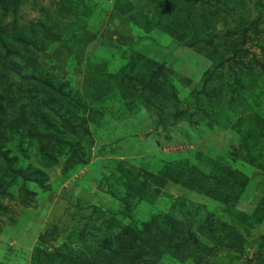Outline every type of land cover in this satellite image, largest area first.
Wrapping results in <instances>:
<instances>
[{
    "label": "rangeland",
    "instance_id": "374dc122",
    "mask_svg": "<svg viewBox=\"0 0 264 264\" xmlns=\"http://www.w3.org/2000/svg\"><path fill=\"white\" fill-rule=\"evenodd\" d=\"M219 2L208 32L216 34L213 46L223 50L225 60L204 83V72L215 63L204 33L192 45L186 42L190 36L181 39L165 30L175 26L177 15L198 20L201 0L181 10L155 6L153 0H0V55L12 45L36 50V69L76 98L69 114L88 127L81 140L84 162L73 164L66 177V156L43 167L34 147L23 156L8 143L17 165L41 168L50 187L29 184L33 195L0 193V264H80L82 257L102 252L101 244L128 246L130 220L140 225L150 217L163 221L164 215L186 220L204 251L193 249L183 261L163 254L153 264H250L264 249V124L255 126L257 117L264 121V0ZM79 43L85 44L77 64ZM145 65L156 75L143 89L135 81ZM87 69L93 72L88 77ZM17 72L0 77V89L11 83L31 89ZM103 73L131 76L136 93L124 98L116 87L104 88L89 101L82 92H95ZM167 159L216 174L235 166L249 177L246 192L235 203H223L167 180L155 193L149 174ZM141 182L147 186L139 194L131 185ZM21 183L18 179L15 187ZM22 195L29 196L24 203ZM211 229L238 239L233 246L215 245L203 234Z\"/></svg>",
    "mask_w": 264,
    "mask_h": 264
},
{
    "label": "trees",
    "instance_id": "16d2710c",
    "mask_svg": "<svg viewBox=\"0 0 264 264\" xmlns=\"http://www.w3.org/2000/svg\"><path fill=\"white\" fill-rule=\"evenodd\" d=\"M153 1L156 3L155 6H172L173 8L178 6L180 7L178 10H181L183 7L191 6L197 0ZM219 1L201 0L204 6L202 5L198 20L189 16L177 15L172 23L175 26L165 25V30L177 38L182 39L186 35L190 36L186 41L187 44H196L198 36L204 33L203 43L205 48L207 47V54L215 62L210 70L204 72V83L213 77L215 70L221 67L225 60L223 50L219 49L217 45L213 46V39L216 34L208 32L211 27L210 23L213 22V18L221 8ZM253 23H256V21H253ZM178 28H182L183 31ZM42 30L46 37L50 34L48 29L44 28ZM246 30L245 28L242 33L243 36H246ZM229 34L233 33L229 32ZM227 37L225 40H228ZM1 40L0 44L3 45L4 43ZM81 44L84 46L85 43H79V46H77V49H79L77 64L81 62L84 54ZM31 45H35L34 48L37 49L35 42H32ZM4 49V54L0 55L1 79L2 77H8L11 72H17L16 68L22 67L17 73L23 81L30 83L32 87L31 89H23L20 87V85L22 86L21 83L16 88H11L13 86L11 83L0 89V193L3 196H10L14 193L21 195V192L33 195L34 191L28 189L29 184H33L42 190L49 189L47 173L32 164L17 165L18 155H11L10 149L7 147L8 143L13 141L15 151L22 153L23 156H27L26 149L28 147H34L36 160L43 167L56 164L60 155L66 156L62 170L63 176L66 177L70 172L69 168L73 164L77 165L84 162L82 155H80L83 150L81 140L88 135V127L85 119L74 122L69 114L71 112L69 108L71 105H75L76 98L53 86L50 76L48 74L42 75L39 67L38 70L36 69L37 59L34 56L36 50L30 49L28 44L22 46V51H19L18 46L15 45L5 46ZM231 49L235 52L234 48ZM26 68H32L30 70L38 75L30 73L31 71L21 75V71ZM96 72L100 73L99 71ZM84 74L88 77L93 72L87 69ZM155 75L156 71H150V68L145 65V68L139 71L138 80L136 79L135 82L140 83L143 89L148 88ZM131 80V76H125L124 79L114 73H103L95 81V92H89L86 89L84 93L82 92V96L92 101L97 97V92L100 90L116 87L119 94L125 98L136 93V88L133 87ZM26 91L32 95H28ZM40 91L42 94L39 96ZM263 122L257 117L255 126L260 127L264 124ZM63 131L71 133L78 140L67 138ZM248 134L242 138V145L245 148L249 147ZM156 170L158 171L156 174H149L156 186L155 193H159V189L165 185L166 181L171 180L182 187L223 203H235L240 200L249 183V177L245 172L229 164L225 165L221 172L216 174L203 171L195 163L167 159L163 160L160 167H156ZM18 179L22 183L19 188H16L15 184ZM5 180H7L6 184L3 183ZM146 186L144 182H141L131 185V188L141 194ZM27 195L21 196L23 203L29 197ZM125 231L129 237L128 241L131 238V241L126 244L128 246H118L112 243L101 244L99 250L102 252L82 257L80 264H153L156 262L155 259H159L163 254L174 255L177 259L183 261L184 258L186 259L192 255L191 250L193 249L197 253L204 251L203 246L188 229L186 220L174 219L169 215H164L163 221H157L151 217L150 219L147 218L140 225L137 224L136 220H130ZM213 231L211 229L203 234L215 245L233 246L238 239L235 238L236 241L233 242L229 238H234L235 234L230 235L229 232H226L223 236H216ZM261 238L264 244V234ZM254 255L251 261L249 260L250 264H264V249L257 250Z\"/></svg>",
    "mask_w": 264,
    "mask_h": 264
}]
</instances>
